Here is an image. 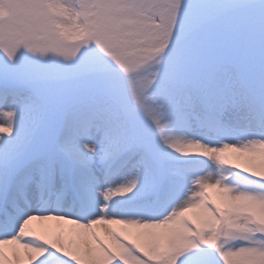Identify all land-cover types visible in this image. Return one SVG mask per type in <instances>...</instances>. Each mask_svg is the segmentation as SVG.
<instances>
[{"label":"snow or ice","instance_id":"1","mask_svg":"<svg viewBox=\"0 0 264 264\" xmlns=\"http://www.w3.org/2000/svg\"><path fill=\"white\" fill-rule=\"evenodd\" d=\"M0 264H264V0H0Z\"/></svg>","mask_w":264,"mask_h":264}]
</instances>
